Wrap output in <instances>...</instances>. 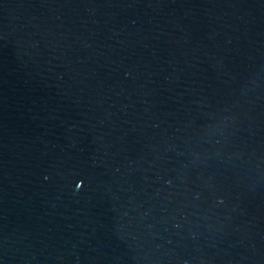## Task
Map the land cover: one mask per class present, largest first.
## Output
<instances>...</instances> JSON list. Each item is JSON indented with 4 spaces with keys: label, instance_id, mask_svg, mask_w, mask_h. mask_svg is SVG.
Wrapping results in <instances>:
<instances>
[{
    "label": "water",
    "instance_id": "water-1",
    "mask_svg": "<svg viewBox=\"0 0 264 264\" xmlns=\"http://www.w3.org/2000/svg\"><path fill=\"white\" fill-rule=\"evenodd\" d=\"M0 264H264V0H0Z\"/></svg>",
    "mask_w": 264,
    "mask_h": 264
}]
</instances>
